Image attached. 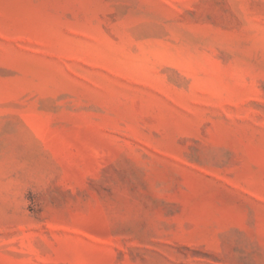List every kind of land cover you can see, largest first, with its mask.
Masks as SVG:
<instances>
[{
    "label": "rangeland",
    "instance_id": "obj_1",
    "mask_svg": "<svg viewBox=\"0 0 264 264\" xmlns=\"http://www.w3.org/2000/svg\"><path fill=\"white\" fill-rule=\"evenodd\" d=\"M0 264H264V0H0Z\"/></svg>",
    "mask_w": 264,
    "mask_h": 264
}]
</instances>
